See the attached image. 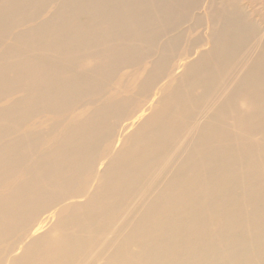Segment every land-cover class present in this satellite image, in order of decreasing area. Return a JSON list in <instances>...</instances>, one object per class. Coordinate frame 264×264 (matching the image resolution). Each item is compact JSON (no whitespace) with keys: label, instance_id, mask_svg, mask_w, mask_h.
Listing matches in <instances>:
<instances>
[{"label":"bare ground","instance_id":"6f19581e","mask_svg":"<svg viewBox=\"0 0 264 264\" xmlns=\"http://www.w3.org/2000/svg\"><path fill=\"white\" fill-rule=\"evenodd\" d=\"M0 264H264V0H2Z\"/></svg>","mask_w":264,"mask_h":264},{"label":"rangeland","instance_id":"374dc122","mask_svg":"<svg viewBox=\"0 0 264 264\" xmlns=\"http://www.w3.org/2000/svg\"><path fill=\"white\" fill-rule=\"evenodd\" d=\"M2 0H0V2H1Z\"/></svg>","mask_w":264,"mask_h":264}]
</instances>
